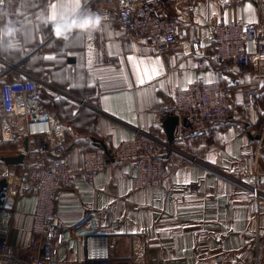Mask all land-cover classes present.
<instances>
[{
	"label": "crops",
	"instance_id": "0c3cea01",
	"mask_svg": "<svg viewBox=\"0 0 264 264\" xmlns=\"http://www.w3.org/2000/svg\"><path fill=\"white\" fill-rule=\"evenodd\" d=\"M85 1L0 3V73L10 68V80H33L63 94L48 104L65 122L66 162L76 175L60 191L56 211L78 239L71 240L68 256L59 252V260L83 264L84 236L107 233L113 237L116 264H130V257L138 264H264L259 259L264 253V195L254 198L253 161L245 158L257 146L255 136L264 135V63L254 60L243 69L221 62L213 44L214 27L222 22L257 24L264 36V0H142L156 16L178 24L179 43L164 54L154 53L147 40L122 32L114 19L116 0H95L91 6V15L102 18L98 29H74L67 39L57 38L54 26L74 18ZM53 13L56 22L45 24ZM80 18L76 25L83 23ZM6 24L19 29L15 37L3 34ZM194 41L204 46L199 55L192 53ZM247 49L255 52L256 44ZM145 69H157L158 75L141 85ZM198 80L230 90V118L200 131L180 122L170 143L163 126L167 115L157 109L173 102L177 88ZM23 128V122L9 128L0 122V194L12 209L11 241L17 252L36 253L31 243L43 237L32 230V186L18 184L24 163L3 161L21 154L27 138ZM138 134L173 148L156 184L132 192L131 180L124 177L131 164L113 162L94 181L86 180L84 156L96 146L91 138L111 147ZM28 141L37 150H48L41 137ZM258 167L264 187V151Z\"/></svg>",
	"mask_w": 264,
	"mask_h": 264
},
{
	"label": "built area",
	"instance_id": "2783aa9c",
	"mask_svg": "<svg viewBox=\"0 0 264 264\" xmlns=\"http://www.w3.org/2000/svg\"><path fill=\"white\" fill-rule=\"evenodd\" d=\"M95 0H86L74 19L91 15L90 8ZM115 21L127 36L145 39L154 53L164 54L178 45L177 22L156 16L153 9L142 4V0H116ZM256 44V51L250 52L248 44ZM213 44L216 56L223 62H235L240 68H248L254 60L264 63V36L257 24L246 22H222L214 27ZM204 51L200 41L192 43V53ZM198 66L201 62H197ZM12 69L0 73V122L5 128L16 122H23L22 134L28 139L41 137L48 144V150H37L28 141L23 148L24 171L19 178L21 188L32 186L36 199L32 214V230L43 238L33 240L31 247L35 254L18 253L11 241L12 209L0 194V264H69L59 260L61 250L68 256L72 252L70 242L78 239L74 228L65 225L56 211V201L64 186L73 182L75 172L66 162L68 136L65 126L55 115L43 106L45 87L33 80H10ZM264 83V76L262 79ZM230 90L217 82L198 80L186 88H177L171 104L159 107L157 111L186 120V126L200 131L226 122L230 118ZM80 106L85 102L80 101ZM180 128V126H179ZM264 136V135H261ZM108 148L89 151L84 156L82 175L92 182L109 163H129L132 169L124 174L132 183V192L156 184L164 175V167L173 152L172 146L158 138L138 134ZM264 145L258 141L252 156L254 198L264 195V187L258 182L259 161ZM14 184V182H11ZM111 222V219H110ZM85 259L83 264H116L113 251V237L107 233L86 234L83 239ZM260 260H264V253ZM130 264H138L130 257ZM71 264H81L72 261Z\"/></svg>",
	"mask_w": 264,
	"mask_h": 264
},
{
	"label": "water",
	"instance_id": "95a60500",
	"mask_svg": "<svg viewBox=\"0 0 264 264\" xmlns=\"http://www.w3.org/2000/svg\"><path fill=\"white\" fill-rule=\"evenodd\" d=\"M182 124L186 125V120L183 119ZM163 126L166 130L168 141L170 143H172L176 138V134H177V131H178L179 126H180V119L176 116L167 115V117L163 123ZM255 140L261 141L262 144L264 145V136L257 135V136H255ZM94 142L98 148L103 149L107 154L109 153L108 148L103 141L95 139ZM24 144H25V147L28 148V138H25ZM3 161L6 164H23L24 163V156L22 154H20L17 157L4 158Z\"/></svg>",
	"mask_w": 264,
	"mask_h": 264
},
{
	"label": "clouds",
	"instance_id": "9594fccd",
	"mask_svg": "<svg viewBox=\"0 0 264 264\" xmlns=\"http://www.w3.org/2000/svg\"><path fill=\"white\" fill-rule=\"evenodd\" d=\"M102 22V18L97 15H89L85 17V20L83 23L75 25L76 28H79L80 30H96L99 28L100 24ZM73 30V28H61L60 25L54 26V34L57 36V38H64L67 39V34L70 33ZM3 34L8 37L12 38L15 37L16 33L19 31V29L15 26V24H6L4 28L2 29ZM15 41L12 39H9V47H14Z\"/></svg>",
	"mask_w": 264,
	"mask_h": 264
},
{
	"label": "snow or ice",
	"instance_id": "6c2138e0",
	"mask_svg": "<svg viewBox=\"0 0 264 264\" xmlns=\"http://www.w3.org/2000/svg\"><path fill=\"white\" fill-rule=\"evenodd\" d=\"M3 2H4V0H0V3H3ZM52 7L55 8L56 5H52ZM77 7H79V5H77ZM56 20H57V17L55 15V13H53L52 15H50L45 20L44 23L45 24H49V25L50 24H54L56 22ZM79 20L84 22L85 17H82ZM76 21H77V19H74V18H65L63 20V23L60 24V26H61V28H73V30L74 29L80 30L79 28L74 27V25H76ZM76 36L82 37L83 36V32L82 31H76ZM2 42H3V38L0 37V43H2ZM45 59H55V57H45ZM128 59H129V61H131V60L134 59V57H129ZM140 63H143V62H140ZM137 71H140L139 64L137 65ZM156 75H158V70L157 69H151L150 71L148 69H145L143 76H141L139 78V83L141 85H143L146 82V78L147 79H153V78H155ZM189 82H191V81H189Z\"/></svg>",
	"mask_w": 264,
	"mask_h": 264
},
{
	"label": "trees",
	"instance_id": "16d2710c",
	"mask_svg": "<svg viewBox=\"0 0 264 264\" xmlns=\"http://www.w3.org/2000/svg\"><path fill=\"white\" fill-rule=\"evenodd\" d=\"M221 61V60H220ZM221 62H223V61H221ZM227 63V62H226ZM229 63V62H228ZM61 99V98H60ZM229 99V98H228ZM56 100L55 99H53L50 95H47V96H45V98H44V101H43V106H45L47 109H49L54 115H55V117L60 121V122H62L63 124H65V122H63V120L62 119H60L58 116H57V114L55 113V111H54V109L52 108V106H50V104H48V103H51L52 104V102H53V104H54V102H55ZM91 139H93V140H95L94 138H91ZM97 149V147L95 146H93L92 148H90L89 150H87V152H89V151H93V150H96ZM99 149V148H98ZM86 152V153H87ZM85 153V154H86ZM31 191V190H30ZM24 253H26V251H24ZM28 253H30V254H35L34 252H28Z\"/></svg>",
	"mask_w": 264,
	"mask_h": 264
},
{
	"label": "rangeland",
	"instance_id": "374dc122",
	"mask_svg": "<svg viewBox=\"0 0 264 264\" xmlns=\"http://www.w3.org/2000/svg\"><path fill=\"white\" fill-rule=\"evenodd\" d=\"M47 85H44L46 87L45 88V96L50 95L52 98H54L55 96L57 97V96L63 95L61 92H56V90H57L56 88H55L56 90H54L53 89L54 87L47 86Z\"/></svg>",
	"mask_w": 264,
	"mask_h": 264
}]
</instances>
